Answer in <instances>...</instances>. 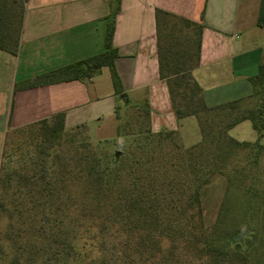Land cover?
<instances>
[{"label": "trees", "instance_id": "1", "mask_svg": "<svg viewBox=\"0 0 264 264\" xmlns=\"http://www.w3.org/2000/svg\"><path fill=\"white\" fill-rule=\"evenodd\" d=\"M24 1L18 13L15 0H0L2 50L16 51ZM107 2L103 50L41 73L29 85L87 80L107 67L120 100L116 137L127 138L129 147L110 158L99 154L69 132L85 125L65 129L63 112L9 130L2 157L13 149L8 144L16 134L26 135L31 149L20 171L0 162V215L12 218L7 198L14 184V194L26 202L25 216L19 212L15 223L11 219L0 230V264H264V228L250 233V224L241 227L223 244L216 224L205 226L201 204V189L223 173L232 155L249 149L254 161L264 150V62L248 77L254 106L242 107V99L208 106L191 73L199 62L202 25L155 10L159 76L175 116L195 115L201 133L198 142L183 146L176 131L151 130L147 100L129 104L112 44L120 0ZM256 24L264 25V0ZM126 108L132 111L124 119ZM244 119L256 131L253 142L228 134ZM256 242L260 250L252 247Z\"/></svg>", "mask_w": 264, "mask_h": 264}, {"label": "crops", "instance_id": "2", "mask_svg": "<svg viewBox=\"0 0 264 264\" xmlns=\"http://www.w3.org/2000/svg\"><path fill=\"white\" fill-rule=\"evenodd\" d=\"M259 1L120 0L112 35L115 68L129 104L149 103L153 132L176 131L185 146L201 139L195 115L175 116L159 76L155 10L202 25L199 62L191 73L206 105L242 99V107H251L256 98L248 77L264 62V25L256 24ZM109 13L107 0L23 2L16 51L0 49V162L9 130L59 112L65 129L83 124L100 138L116 135L114 108L120 100L107 67L87 80L29 85L41 73L101 52ZM250 129V137L243 138ZM228 134L238 141L257 137L247 119ZM260 144L264 147V134Z\"/></svg>", "mask_w": 264, "mask_h": 264}, {"label": "rangeland", "instance_id": "3", "mask_svg": "<svg viewBox=\"0 0 264 264\" xmlns=\"http://www.w3.org/2000/svg\"><path fill=\"white\" fill-rule=\"evenodd\" d=\"M15 1L16 12L19 13L22 0ZM131 111L132 109H124L122 118L126 119L127 114ZM69 132H76V138H83L91 142L97 147L99 154L105 155L107 158L112 157L115 151L129 147L127 138L121 139L118 144L116 135L109 139L100 138L88 126L75 128ZM251 132H253L252 129L246 132L243 138L250 137ZM230 134L236 135L235 131H230ZM25 138L24 134H16L9 140L8 145L13 146V149L9 152L10 154L8 151L5 153L1 158V163L6 164L10 170L19 169L20 171L23 168V166L20 167L21 163L27 160L26 151L30 150L31 146ZM17 142L22 144L17 145ZM177 142L182 144L179 137ZM8 154L10 156H7ZM252 155L253 153L249 152V149L238 150L228 160L223 173L213 174L201 189L204 224L207 227L216 224L217 234L223 244H228V241L238 234L241 227L245 228L250 224V233L254 228L261 231L264 228V150L258 153L254 161H252ZM14 188L15 184L7 198L12 218L3 212L0 215V230H3L11 219L15 223L20 218L19 212H22L21 216H25L26 202H22L21 195L14 194ZM249 238L253 237L249 235ZM254 245L252 247H256L257 250L261 249L258 242ZM197 263L203 264L201 261Z\"/></svg>", "mask_w": 264, "mask_h": 264}, {"label": "water", "instance_id": "4", "mask_svg": "<svg viewBox=\"0 0 264 264\" xmlns=\"http://www.w3.org/2000/svg\"><path fill=\"white\" fill-rule=\"evenodd\" d=\"M117 142H118V144H120V142H121V138L120 137L117 139Z\"/></svg>", "mask_w": 264, "mask_h": 264}]
</instances>
